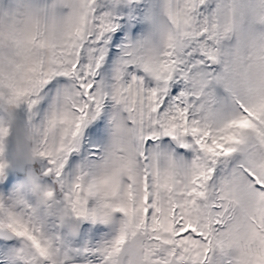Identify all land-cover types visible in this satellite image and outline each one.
Masks as SVG:
<instances>
[{
    "label": "snow or ice",
    "instance_id": "6c2138e0",
    "mask_svg": "<svg viewBox=\"0 0 264 264\" xmlns=\"http://www.w3.org/2000/svg\"><path fill=\"white\" fill-rule=\"evenodd\" d=\"M5 67L76 230L0 159V264H264V0H0Z\"/></svg>",
    "mask_w": 264,
    "mask_h": 264
},
{
    "label": "clouds",
    "instance_id": "9594fccd",
    "mask_svg": "<svg viewBox=\"0 0 264 264\" xmlns=\"http://www.w3.org/2000/svg\"><path fill=\"white\" fill-rule=\"evenodd\" d=\"M4 75L5 81L0 87V153L3 156L8 153L9 138L15 135L12 164L25 173V178L17 182L12 194L22 202H33L45 208L52 215L59 217L69 231H75L76 225L70 222L68 210L59 200L52 197L39 168L42 138L48 135L50 141L51 130L45 133L34 119L25 118L21 122L19 112L22 103L8 87L7 67L4 68ZM6 162V167L9 168V162L7 160Z\"/></svg>",
    "mask_w": 264,
    "mask_h": 264
},
{
    "label": "rangeland",
    "instance_id": "374dc122",
    "mask_svg": "<svg viewBox=\"0 0 264 264\" xmlns=\"http://www.w3.org/2000/svg\"><path fill=\"white\" fill-rule=\"evenodd\" d=\"M19 116L23 119L28 118L30 119V114L27 111L25 107L22 106ZM12 157H13V145L11 138H9V151L7 154H5L3 157H0V159L7 160L9 162V168H8V177L11 179V183L8 185L7 192L9 195L12 194V190L14 186L17 184V182L22 181L25 178V173L18 172L17 168L12 164ZM39 168H42V161L39 164Z\"/></svg>",
    "mask_w": 264,
    "mask_h": 264
},
{
    "label": "water",
    "instance_id": "95a60500",
    "mask_svg": "<svg viewBox=\"0 0 264 264\" xmlns=\"http://www.w3.org/2000/svg\"><path fill=\"white\" fill-rule=\"evenodd\" d=\"M20 120H21V122H23L24 119L20 117ZM10 138H11V141H12V145H14V143H15V135H13V136L10 137ZM17 170H18V172H20V173L24 172V171L19 170L18 168H17Z\"/></svg>",
    "mask_w": 264,
    "mask_h": 264
}]
</instances>
